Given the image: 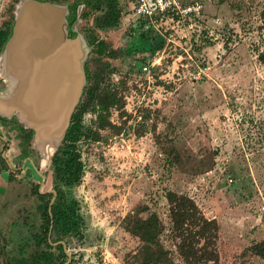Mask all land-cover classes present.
<instances>
[{
    "label": "rangeland",
    "instance_id": "1",
    "mask_svg": "<svg viewBox=\"0 0 264 264\" xmlns=\"http://www.w3.org/2000/svg\"><path fill=\"white\" fill-rule=\"evenodd\" d=\"M17 1L0 0V29L12 23ZM117 1L121 17L112 28L95 26L100 0L80 3L74 22L92 43L90 84L97 93L113 89L124 104L109 108L103 116L111 126L99 129L96 102L81 97L88 105L83 130L91 127L99 139L76 143L83 173L66 193L77 203L81 234L66 238L71 264H133L139 240L123 218L146 204L167 224V190L188 194L217 220L221 264H264L249 250L264 239V0H205L198 14L152 20V34L164 41L153 54L135 49L133 0ZM5 84L0 75V88ZM14 120L6 123L17 127ZM32 148L26 153L47 166L43 186L52 188V155L46 161ZM25 171L20 197L0 196L3 263L35 249L36 200L23 198L21 187L40 179Z\"/></svg>",
    "mask_w": 264,
    "mask_h": 264
},
{
    "label": "trees",
    "instance_id": "2",
    "mask_svg": "<svg viewBox=\"0 0 264 264\" xmlns=\"http://www.w3.org/2000/svg\"><path fill=\"white\" fill-rule=\"evenodd\" d=\"M63 2L66 0H52ZM79 0H76V2ZM89 1V0H88ZM104 9L101 16L96 17L95 26L98 28H112L116 26L121 17V9L117 0H100ZM76 7V3L73 4ZM169 15L154 16L160 20ZM178 16V15H177ZM162 17V18H161ZM138 27H133V36L136 39L135 49L149 51L153 54L156 49L163 46L162 36L152 34L151 19L139 17ZM10 25L0 29V51L9 33ZM162 37L156 44L154 41ZM101 53L100 46L96 47ZM259 60L264 63V52H259ZM88 85L83 95L88 100L96 102L98 110L96 115L97 128L103 129L111 126L106 114L109 108L118 105L122 108L124 100L111 88H104L97 93L98 87L91 85L92 75L85 64ZM87 103L80 100L68 128L64 140L55 154L51 164L55 179L65 181L68 185L77 184L83 173L77 141L83 136L93 140L99 139L98 131L91 127L83 130L81 114L87 110ZM138 135L141 133L138 132ZM165 198L168 206V223H164L158 213L151 210L146 204H140L123 218V228L131 236L139 240L138 247L131 253L133 264H221L217 250L219 225L215 218H208L201 211L196 201L185 193L167 190ZM67 200V199H66ZM65 199L56 200L51 207L53 228L51 241L60 240V235H72L79 232V215L76 214L74 202ZM40 216V228L32 236L36 248L27 256H12L10 261L0 264H62L66 260L61 244L56 246L48 241L50 215L48 213L49 199H44ZM166 242L170 246L166 245ZM251 253L264 260V239L249 247ZM245 254L248 250L244 251ZM2 250L0 248V256ZM176 254V258L174 257Z\"/></svg>",
    "mask_w": 264,
    "mask_h": 264
},
{
    "label": "water",
    "instance_id": "3",
    "mask_svg": "<svg viewBox=\"0 0 264 264\" xmlns=\"http://www.w3.org/2000/svg\"><path fill=\"white\" fill-rule=\"evenodd\" d=\"M69 14L66 1L18 0L0 51L6 82L0 115L31 129L32 145L46 161L61 146L88 81L85 64L92 46Z\"/></svg>",
    "mask_w": 264,
    "mask_h": 264
},
{
    "label": "flooded vegetation",
    "instance_id": "4",
    "mask_svg": "<svg viewBox=\"0 0 264 264\" xmlns=\"http://www.w3.org/2000/svg\"><path fill=\"white\" fill-rule=\"evenodd\" d=\"M74 2L77 4L76 7L73 5ZM70 5V14L68 16L69 21L71 24L76 21L77 16V10L79 9L80 3H84L88 5V0H79L76 2V0ZM89 43L90 40H89ZM92 44V43H91ZM8 121H15L14 117H4L0 115V124L6 125L3 126V129L0 130V179L5 180L3 184L0 183V196L1 198H5L6 194L10 195L11 197L17 198L20 197L19 192H16V190L19 188L21 182L19 174L23 171L27 174V178H32L34 176H37L40 181H30V183H27V185H24L22 188V194L23 198H32L36 200L35 202V211H37V215L40 216L42 213V205L44 199H49L48 203V213L50 215V226L48 230V241L56 246L58 244H61L64 250V253L66 254V260L64 263L71 264L73 261V255L68 249V245L66 243V238H76L78 237L80 233V227L79 232L72 235H60V240L56 242L51 241L52 236V228H53V218L51 213V207L53 203L56 202V200L60 199H67L66 201L69 202L72 200L74 202V207L76 214L79 215L77 212V203L73 199L68 198V194L66 193V189H69L73 185H68L65 183V181H60L59 179H55L54 173H53V167L52 162L50 160V169L52 172V180L55 182L52 188H45L44 184L46 182L47 178V166L43 169L40 168L39 165H37L36 162H34L28 155H27V149L28 147H33L32 144V137H33V131L31 129H27L23 126L22 123H18L17 127L14 126L15 124L12 122L7 124ZM30 144L27 145V144ZM26 145V148H25ZM33 149V148H32ZM22 159V160H21ZM27 165V166H26ZM6 173V175H5ZM3 174V175H2ZM34 175V176H33ZM32 180V179H29ZM75 185V184H74ZM55 191V193L53 192ZM80 215H79V226H80ZM30 226V224L27 225V227ZM40 228V223L38 225V229ZM37 229V231H38ZM36 232V231H35ZM2 243L5 242L4 239L1 240ZM35 244V243H34ZM1 245V250H2ZM36 248V246H35ZM68 251L69 256L67 255L66 251ZM8 262V261H7ZM62 263V264H64Z\"/></svg>",
    "mask_w": 264,
    "mask_h": 264
},
{
    "label": "built area",
    "instance_id": "5",
    "mask_svg": "<svg viewBox=\"0 0 264 264\" xmlns=\"http://www.w3.org/2000/svg\"><path fill=\"white\" fill-rule=\"evenodd\" d=\"M184 0H133L132 9L135 16L154 20L155 15L186 16L198 14L204 7L205 0H190L188 4H183ZM167 15L166 17H168ZM162 18V17H161Z\"/></svg>",
    "mask_w": 264,
    "mask_h": 264
}]
</instances>
